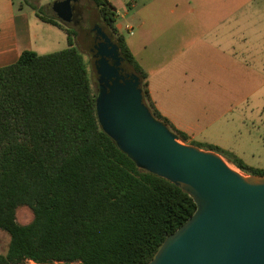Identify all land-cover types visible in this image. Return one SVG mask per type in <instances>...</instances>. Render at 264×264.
I'll return each instance as SVG.
<instances>
[{"label": "trees", "instance_id": "16d2710c", "mask_svg": "<svg viewBox=\"0 0 264 264\" xmlns=\"http://www.w3.org/2000/svg\"><path fill=\"white\" fill-rule=\"evenodd\" d=\"M92 2L139 77L144 104L180 142L189 141L155 107L147 74L116 27L113 5ZM37 16L61 28L68 47L46 55L26 50L0 67V230L10 237L0 264H148L196 205L170 181L139 168L103 131L78 32ZM189 145L205 146L247 175H264L233 152ZM21 206L33 214L25 225L16 219Z\"/></svg>", "mask_w": 264, "mask_h": 264}, {"label": "water", "instance_id": "95a60500", "mask_svg": "<svg viewBox=\"0 0 264 264\" xmlns=\"http://www.w3.org/2000/svg\"><path fill=\"white\" fill-rule=\"evenodd\" d=\"M78 2L57 0L49 14L69 24ZM91 31L102 39L94 54L101 128L139 168L170 181L196 205L148 264H264V175L243 174L221 155L180 142L144 104L139 77L121 73L118 45L97 23Z\"/></svg>", "mask_w": 264, "mask_h": 264}, {"label": "rangeland", "instance_id": "374dc122", "mask_svg": "<svg viewBox=\"0 0 264 264\" xmlns=\"http://www.w3.org/2000/svg\"><path fill=\"white\" fill-rule=\"evenodd\" d=\"M55 1L57 0H14L15 7L21 8L30 16L32 37H36L37 43L41 44L45 40L53 43L45 48H33V52L38 55L54 53L68 47L65 32L61 28L47 27L37 16V13L50 16L48 6ZM109 1L115 8L117 21L124 27L130 25L135 28L144 18L149 22V30L145 35L152 42H149L148 48H158V45L180 46L186 41L192 42L197 46L196 48H199L201 45L195 41L196 37L200 38L201 35L210 32L212 35L217 34L221 29L223 30L224 38L227 39V45L224 43L223 48H236L235 54L240 60L241 106L236 137L222 143L226 145V150L231 148L230 151L246 165L264 169V0H195L198 12L192 15L185 14V5L176 7L175 4L182 0H148L151 5L145 11L140 7L132 11L130 7L131 1L140 4L143 0ZM171 10L175 13H171ZM75 13L81 20V25L77 26L74 23L64 25L78 32L76 45L82 56L91 87L97 94L98 75L95 61L89 52L90 49L85 47L87 43L84 40L85 35L83 36L84 29L90 28L91 32L92 25L97 23V9L92 0H79ZM132 16H135V21L131 19ZM220 22L223 23L222 26ZM35 25L50 28L54 32L36 30ZM133 32L135 36H130L123 28L122 35L140 57L141 48H145V44L142 43V32L137 31V28ZM39 35L42 36L38 38ZM190 142L184 144L189 145ZM203 148L205 149V146ZM226 161L241 172L228 160ZM32 218L33 214L28 207L21 206L17 209L16 219L19 224L25 225ZM9 242V235L0 230V254L7 253ZM27 264L35 263L27 262Z\"/></svg>", "mask_w": 264, "mask_h": 264}, {"label": "crops", "instance_id": "0c3cea01", "mask_svg": "<svg viewBox=\"0 0 264 264\" xmlns=\"http://www.w3.org/2000/svg\"><path fill=\"white\" fill-rule=\"evenodd\" d=\"M150 5L148 0L140 4L130 2L132 11L139 7L145 11ZM175 5L178 8L185 5L186 15L198 12L195 0H182ZM171 13L175 11L171 10ZM29 17L24 10L15 7L14 0H0V67L15 63L26 50L33 51V48H45L53 44L48 40L37 43L36 37H32ZM134 17H131L133 21L136 20ZM220 24L223 25L222 22ZM45 25L60 29L49 23ZM116 27L122 35L126 26L116 21ZM131 27L142 32L145 48H141L140 57L126 43L147 74L149 94L157 110L176 129L187 134L189 141L226 150L222 142H229L236 137L241 106V74L236 48H223L224 43L227 45L223 30L217 34L212 35L210 32L196 37L195 41L201 45L199 48L190 41L180 46L174 44L148 48L149 42H152L145 35L149 30V22L144 18L135 28ZM35 29L54 32L37 25ZM130 36H135V33Z\"/></svg>", "mask_w": 264, "mask_h": 264}, {"label": "flooded vegetation", "instance_id": "af4514ba", "mask_svg": "<svg viewBox=\"0 0 264 264\" xmlns=\"http://www.w3.org/2000/svg\"><path fill=\"white\" fill-rule=\"evenodd\" d=\"M76 5H77V3L73 5V8H74V17H73V20H72L71 23H74V24H76L77 26H80V25H81V20H79V19L76 17V13H75V12H76ZM96 22H97V24H98V25H99L104 31L107 32V34L111 37L112 41L116 44V42H115V40H114V38H113V35H112L111 33H109L106 29H104V28L101 26V24H100V22L98 21V19L96 20ZM83 31H84V32H83V36L85 35V36H84V40H85L86 43H87V44H85V47L90 49L89 52H90V54H91L93 60L96 61L97 59L94 57V54L96 53V48H97V46L102 42V39H100L99 37H97L96 34H95V32H93V31L90 32V28H88V29H84ZM83 36H82V40H83ZM85 37H86V38H85ZM82 42H84V41H82ZM118 48H119V46H118ZM119 55L121 56L120 51H119ZM121 57H122V56H121ZM122 58H123V57H122ZM110 63H111V64L113 63L112 60H110ZM121 68H122L121 73H122L123 75H125V77H127L128 75H130V71H131V69H130V67L126 64L125 59H124V60L122 61V63H121Z\"/></svg>", "mask_w": 264, "mask_h": 264}, {"label": "built area", "instance_id": "2783aa9c", "mask_svg": "<svg viewBox=\"0 0 264 264\" xmlns=\"http://www.w3.org/2000/svg\"><path fill=\"white\" fill-rule=\"evenodd\" d=\"M125 29L130 35H133V28L130 25H126Z\"/></svg>", "mask_w": 264, "mask_h": 264}, {"label": "bare ground", "instance_id": "6f19581e", "mask_svg": "<svg viewBox=\"0 0 264 264\" xmlns=\"http://www.w3.org/2000/svg\"><path fill=\"white\" fill-rule=\"evenodd\" d=\"M231 166V165H230ZM232 167V166H231ZM232 168H234V167H232Z\"/></svg>", "mask_w": 264, "mask_h": 264}]
</instances>
